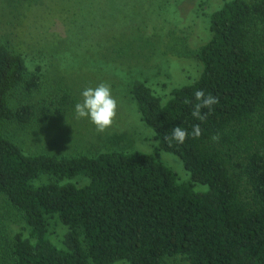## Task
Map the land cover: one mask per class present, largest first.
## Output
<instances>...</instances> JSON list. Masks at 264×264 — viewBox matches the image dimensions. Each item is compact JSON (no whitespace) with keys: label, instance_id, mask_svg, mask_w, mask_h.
Masks as SVG:
<instances>
[{"label":"trees","instance_id":"trees-1","mask_svg":"<svg viewBox=\"0 0 264 264\" xmlns=\"http://www.w3.org/2000/svg\"><path fill=\"white\" fill-rule=\"evenodd\" d=\"M208 17L209 39L190 52L202 65L197 79L162 94L149 76L129 85L153 151L117 146L113 135L96 149L28 153L0 132V197L22 218L0 237V264H169L175 256L264 264V0H226ZM36 57L42 65L0 41V124L52 121L72 102L66 90L39 111L11 104L15 90L45 82L46 63ZM199 89L219 98L204 121L191 115ZM177 126L189 135L169 146L164 137ZM162 151L187 174L165 164ZM54 224L63 229L59 242Z\"/></svg>","mask_w":264,"mask_h":264},{"label":"rangeland","instance_id":"rangeland-1","mask_svg":"<svg viewBox=\"0 0 264 264\" xmlns=\"http://www.w3.org/2000/svg\"><path fill=\"white\" fill-rule=\"evenodd\" d=\"M225 1L0 0V41H8L32 66L42 65L39 55L47 70L40 89L15 90L11 104L32 103L39 111L58 104L66 90L73 95L69 106L52 121L44 123L37 117L22 126L2 123L0 132L28 153L96 149L113 135L117 146L130 144L135 150L153 151L154 133L141 120L129 85L149 76L152 87L162 94L197 79L202 65L190 52L209 39L208 16ZM100 83L110 86L118 103L114 124L102 133L88 118L75 115L81 92ZM158 156L173 170L187 174L178 156L164 151ZM21 221L18 211L0 197V237L8 239ZM53 226L52 239L59 242L63 229ZM167 262L189 263L183 256L167 258Z\"/></svg>","mask_w":264,"mask_h":264},{"label":"clouds","instance_id":"clouds-1","mask_svg":"<svg viewBox=\"0 0 264 264\" xmlns=\"http://www.w3.org/2000/svg\"><path fill=\"white\" fill-rule=\"evenodd\" d=\"M83 97L81 102L75 104V115L77 119L88 118L92 124L95 125L98 132H105L109 129L115 121L118 110V103L111 93V88L106 83H100L96 87H87L81 92ZM196 103L192 106L191 115L199 120L204 121L207 115L213 111V106L219 103V98L211 94H205L202 89L194 92ZM186 104L191 101L185 100ZM208 111L202 114L201 110ZM189 133L177 126L174 127L171 135L164 137L165 142L172 145V142L184 143ZM202 135L200 124H195L192 127L191 136L199 138ZM219 134L211 137L213 141L219 140Z\"/></svg>","mask_w":264,"mask_h":264}]
</instances>
